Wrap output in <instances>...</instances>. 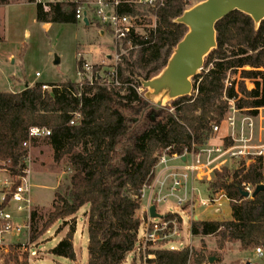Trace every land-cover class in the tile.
Wrapping results in <instances>:
<instances>
[{"label": "trees", "instance_id": "obj_1", "mask_svg": "<svg viewBox=\"0 0 264 264\" xmlns=\"http://www.w3.org/2000/svg\"><path fill=\"white\" fill-rule=\"evenodd\" d=\"M104 1L120 17L134 19V29L123 44L127 48L128 41L132 42L136 58L133 52L122 57L115 73L108 76L110 86L96 73L91 81L36 83L22 92H0V170L13 179L24 178L30 149L38 140L29 137L30 130H50L45 142L53 150L54 162H65L72 174L69 185L56 192L45 221L37 222V213H31L29 245L63 222L70 231L50 254L76 262V222L68 220L87 207L88 264H124L139 241L146 219L138 214L143 190L153 182L162 154L183 156L204 147L232 104L251 117L264 112V21L257 27L241 12L220 21L216 26L218 46L194 79V95L172 101L170 108H156L139 93L140 79L157 76L186 35L188 29L175 23L186 11V0H165L157 8L134 0ZM14 2L0 0V7ZM81 2L84 0L51 4L47 9L37 3L36 19L46 24H75ZM142 11L156 18V26L145 34L135 31L144 25ZM78 68L83 70L81 61ZM247 82L252 83L251 90ZM43 86L52 90H43ZM153 112L155 121L151 120ZM76 114L81 119L71 125ZM206 184L209 198L222 194L229 200L232 217L228 221L195 220L190 226L192 237L217 236L220 250L228 243H239L244 252L264 250V191L255 198L243 196L247 188L254 192L264 185V153L242 160L236 168L216 170L214 179ZM18 185L14 182L13 189ZM8 200L5 194L0 214ZM9 252L12 264H29L30 247L17 243ZM153 252L156 264L207 261L203 253L187 247L172 250L163 246Z\"/></svg>", "mask_w": 264, "mask_h": 264}, {"label": "rangeland", "instance_id": "obj_2", "mask_svg": "<svg viewBox=\"0 0 264 264\" xmlns=\"http://www.w3.org/2000/svg\"><path fill=\"white\" fill-rule=\"evenodd\" d=\"M30 1L15 0L13 4L0 7V92H21L36 83L60 84L68 80L82 82L83 80L79 75V61L82 62L83 68L86 64L92 67L91 72H87L89 81L97 73L101 78L108 80L107 83L110 86L112 81L108 76L115 73L117 66L121 64L122 57H130V53L133 52V59L136 58V51H131L133 49L131 46L126 48L122 44L121 48L117 45L112 29L99 24L95 19V6L99 4L100 0H84L80 3L87 12L89 25L84 20L75 24L39 23L36 19V3ZM203 1L205 0H187L186 10ZM142 13L145 16L144 21H142L144 25L143 27H135L136 33L139 34H145V30L156 26L154 16L146 11H142ZM132 23L134 24V19ZM57 59L60 61L59 64L56 63ZM251 84L247 82V87L253 88ZM114 85L118 86V83ZM51 90L49 87L48 91ZM138 91L142 95L145 94L142 88ZM164 107L170 108L171 102L166 101ZM229 115L219 126V131L213 132L210 138L216 143L231 144L230 140H232V144H236L233 142L232 135L231 137H224L227 134H232V132L227 133ZM246 116L242 112L236 115L240 121ZM253 121L255 135L252 144L263 147L264 112L260 111V114L253 118ZM238 134L239 128L236 130L235 138L238 137ZM164 154L165 152L162 156ZM187 157L191 158L192 156L187 155ZM248 159H233L224 167L236 168L239 162ZM27 165V175L22 179H13L6 171L0 170V204L3 202L5 194L9 196L8 204L0 214V231L3 223L6 222V219H2L1 215L3 217L9 216L10 222L14 226L22 227L20 234L12 232L1 234L0 232V242L3 238L6 243H11L8 245L9 249L10 246L17 243L30 247L29 264H88V233L85 217L87 207L82 208L75 219L68 220V222H76V232L73 237L77 255L76 262L50 254V250L55 248L70 231V226H63V222L55 224L37 242L29 245L31 213H37V222L45 221L48 218V214L52 211L56 192L69 185L72 171L65 162L60 164L54 162L53 150L45 142V139H38L37 146L30 149ZM211 176V180H213L214 173ZM201 181L200 183L209 182L207 179ZM14 182H19L18 186L30 188V209L25 208L24 211H19L18 204L11 201V196L15 191L13 189ZM7 183L10 186H6ZM198 189L196 195L192 199L189 198L184 201L182 206L178 205V199L172 197H169L165 203L157 205L158 213L162 216L168 215L169 218L166 221L175 222L176 225H172V228L178 231V236L171 240L172 243L168 245V248L179 249L186 245L185 247L204 254L207 259L204 264H247L249 262L251 264H264V254L262 256L256 254L258 248L244 252L239 243H228L224 249L220 250L218 246L219 237L217 236L204 239L191 237L190 226L195 220L228 221L232 217L229 200L226 197L221 198L224 196L222 194L214 197L219 203L209 208L200 205L198 207L197 201L209 198L207 184H200ZM251 193H253L252 190ZM148 199L147 193L143 200V206L147 205ZM139 216L142 217V214ZM143 217L142 219L148 222V209L143 213ZM153 220L159 222L158 219ZM142 234L143 227L139 231V238ZM179 236H181V240L177 238ZM163 246L165 245L158 246L155 250ZM9 254V250L0 252V264H12ZM211 258L214 259L212 263L210 262ZM134 262L135 264H144L143 258L136 257L135 253L131 252L127 255L124 264H133Z\"/></svg>", "mask_w": 264, "mask_h": 264}, {"label": "built area", "instance_id": "obj_3", "mask_svg": "<svg viewBox=\"0 0 264 264\" xmlns=\"http://www.w3.org/2000/svg\"><path fill=\"white\" fill-rule=\"evenodd\" d=\"M38 4H42L46 9L51 4L56 3H70V2H78V0H34ZM187 1V0H186ZM136 4L143 5L150 8H157L159 6L164 5L165 0H134ZM96 8V17L97 22L103 26H108L112 29L115 39L117 41V45L122 48V44L124 40L127 38L128 34L131 30L134 29V25L132 23V19L126 16L120 17L114 7H111L105 3L104 0H100L99 4L95 6ZM87 12L80 5L75 13V17L77 21H81L85 19V14ZM128 46L132 48V42L128 41ZM92 67L90 65H85L83 70H80L79 75L82 80L88 79L87 72H91ZM114 74V73H113ZM49 87L43 86V90H48ZM240 113V111L232 104V107L229 110V117L227 118V124L232 130V137L236 144L228 147H213V148H204L198 147L193 150L191 155V162H187L182 167H169V162L172 159H177L181 161L183 158H187V154L183 156H173L170 157L165 152L164 156L161 157L157 167L159 165L164 166L165 174L161 176H166V178L159 183V189L157 193H155L151 199V205L157 206L159 203H165L169 197H174L175 193L180 189H186L187 184L193 180H203L207 179L211 181V175L215 170H220L221 167L227 161L233 159H248L250 157L261 156L264 153V146L257 147L252 143L254 141L255 135V125L253 121V117L246 116L243 117L240 121V128L238 137L235 138V133L238 128V119L236 115ZM81 119L80 114H76L74 120L70 123L71 125H76ZM219 126L213 127V132H218ZM51 135V131L46 128H32L30 130L29 137L31 139H45ZM26 146V144H25ZM256 151V152H253ZM156 170V168H155ZM154 170V176L156 175ZM170 179L171 188L168 192L165 190L166 182ZM154 181V180H153ZM152 184V183H151ZM6 186H10L9 183ZM149 185L148 187H150ZM146 187V188H148ZM144 188V189H146ZM247 190L251 193L250 188ZM144 191V190H143ZM11 201L18 204V210L24 211L25 208L30 209L31 205V196H30V188L26 186H18L12 194ZM223 196H221L222 198ZM143 198V195H142ZM178 205L182 206L184 201L187 199L177 198ZM4 200V199H3ZM196 201V200H195ZM219 203V201L214 198H208L206 200L197 201V205L202 207H211ZM220 206V205H219ZM2 219H6V222L3 223L1 234L6 233H15L20 234L22 232L21 226H14L9 218V216H2ZM172 225L175 226V222H168L162 219L159 220L158 223H153L152 219H149L147 223L143 225V234L139 238L137 245L135 246L132 252L135 253L136 257L143 258L144 264H156L155 259L156 255L153 252L158 246L165 245L168 246L171 243V240L178 236V231L172 228ZM175 250L174 248H171ZM10 253V252H9ZM256 254L258 256H262L264 254L261 248L256 250ZM141 260V259H140Z\"/></svg>", "mask_w": 264, "mask_h": 264}, {"label": "water", "instance_id": "obj_4", "mask_svg": "<svg viewBox=\"0 0 264 264\" xmlns=\"http://www.w3.org/2000/svg\"><path fill=\"white\" fill-rule=\"evenodd\" d=\"M234 12L250 16L259 27L264 21V0H205L175 20V23L184 25L188 31L174 49L166 67L150 80L140 79L148 102L156 108H163L166 101L194 95V79L203 70L206 58L218 46L216 26ZM84 22L89 25L87 13ZM56 63L60 61L57 59ZM155 118L156 113L153 112L151 120L155 121ZM262 191L264 185L258 186L253 193L244 191L243 196L255 198ZM148 214L150 219L164 218L154 205L149 208ZM213 261L211 258L210 262Z\"/></svg>", "mask_w": 264, "mask_h": 264}, {"label": "crops", "instance_id": "obj_5", "mask_svg": "<svg viewBox=\"0 0 264 264\" xmlns=\"http://www.w3.org/2000/svg\"><path fill=\"white\" fill-rule=\"evenodd\" d=\"M35 2V1H34ZM36 3V2H35ZM36 5H37V3H36ZM37 7V6H36ZM49 7V6H48ZM251 86L253 87V85L251 84ZM28 87H31V86H28ZM27 87V88H28ZM26 88V89H27ZM252 88H249V90H251ZM25 90V89H24ZM22 92V91H21ZM248 116V115H247ZM254 118V117H253ZM228 125V124H227ZM228 127H229V125H228ZM238 128H240V120H238ZM232 132V130H231V128L229 127L228 128V130H227V133H231ZM231 135L232 134H227V136L225 135L224 137H231ZM233 139V138H232ZM231 142L230 143H232V140H230ZM233 142H234V140H233ZM227 144L225 143V144H222V143H216V141L215 140H209L208 141V143L204 146V148L206 147V148H213V147H223V146H225V147H228V146H226ZM232 145H234V144H231L230 146H232ZM191 160H192V158H186V159H182L181 161H179V160H177V159H172L170 162H169V167H171V168H175V167H182L183 165H185L187 162L189 163V162H191ZM229 161H227L225 164H224V166L228 163ZM223 166V167H224ZM4 171V170H3ZM5 172V171H4ZM155 173H156V175L154 176V181L152 182V184H151V186L150 187H148V188H146V189H144V191H143V198H142V204H143V200L146 198V196H147V193H148V202H147V205H145V206H143L142 205V209L139 211V215L140 214H142V217H143V213L145 212V210L146 209H148L149 210V208L151 207V199H152V197H153V195L155 194V193H157V191H158V189H159V183H160V181H162V180H164L165 178H166V176H168V174H166V176L164 177V176H161V175H164L165 174V169H164V166H161V165H159L158 167H156V170H155ZM200 182H202L201 180H197V179H193V180H191L188 184H187V187H186V189L184 190V189H180L178 192H176L175 193V196L174 197H172V198H175V199H177V198H183V199H189V198H193L195 195H196V192L197 191H199V189H198V186L200 185V184H206V183H200ZM165 190L168 192L169 190H167V188L168 189H170L171 188V183H170V179L166 182V185H165ZM170 192V191H169ZM183 195V197H181ZM223 197H225V196H223ZM222 197V198H223ZM199 207V206H198ZM156 208H157V206H156ZM157 212H158V210H157ZM165 217V216H164ZM144 218V217H143ZM149 219L150 218H148V221H149ZM199 220V219H198ZM152 222L153 223H158V222H155L153 219H152ZM145 223H147V222H144V224ZM190 235H191V233H190ZM181 236H179V237H177V238H179V240H181V238H180ZM192 237V236H191ZM193 238V237H192ZM172 243V242H171ZM11 243H6L5 241H4V239L2 238L1 239V242H0V252H2V251H4V250H9L10 251V249H9V246L8 245H10ZM170 244V243H169ZM168 244V245H169ZM186 245H184V246H182L181 248H179V249H176V248H174V247H170V249L171 248H174L175 250H181V249H183L184 247H185ZM166 247H168V246H166ZM76 264V263H75Z\"/></svg>", "mask_w": 264, "mask_h": 264}]
</instances>
